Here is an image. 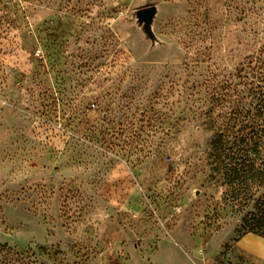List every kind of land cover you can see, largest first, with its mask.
Listing matches in <instances>:
<instances>
[{"label":"rangeland","instance_id":"374dc122","mask_svg":"<svg viewBox=\"0 0 264 264\" xmlns=\"http://www.w3.org/2000/svg\"><path fill=\"white\" fill-rule=\"evenodd\" d=\"M262 91L264 0H0V264H230L207 154Z\"/></svg>","mask_w":264,"mask_h":264},{"label":"trees","instance_id":"16d2710c","mask_svg":"<svg viewBox=\"0 0 264 264\" xmlns=\"http://www.w3.org/2000/svg\"><path fill=\"white\" fill-rule=\"evenodd\" d=\"M257 113L249 108L213 136L207 161L212 172L220 174L230 198L243 212L241 236L250 233L264 238V91ZM262 119H259V117ZM239 117V118H238ZM261 120V122H260ZM237 123L235 124V122ZM260 122V123H259ZM236 132V133H235Z\"/></svg>","mask_w":264,"mask_h":264},{"label":"crops","instance_id":"0c3cea01","mask_svg":"<svg viewBox=\"0 0 264 264\" xmlns=\"http://www.w3.org/2000/svg\"><path fill=\"white\" fill-rule=\"evenodd\" d=\"M233 253H229V263L231 264V255H235L236 252L247 254L254 260L257 259V263L264 264V239L262 237H257L253 234L247 233L245 236L241 237L236 241L233 246Z\"/></svg>","mask_w":264,"mask_h":264},{"label":"water","instance_id":"95a60500","mask_svg":"<svg viewBox=\"0 0 264 264\" xmlns=\"http://www.w3.org/2000/svg\"><path fill=\"white\" fill-rule=\"evenodd\" d=\"M157 11L156 7L150 5L149 7H143L136 10L135 19L139 26L142 27L145 35L149 37L150 40L155 41V37L152 32V23L156 17Z\"/></svg>","mask_w":264,"mask_h":264},{"label":"built area","instance_id":"2783aa9c","mask_svg":"<svg viewBox=\"0 0 264 264\" xmlns=\"http://www.w3.org/2000/svg\"><path fill=\"white\" fill-rule=\"evenodd\" d=\"M94 107V105H92V108Z\"/></svg>","mask_w":264,"mask_h":264}]
</instances>
